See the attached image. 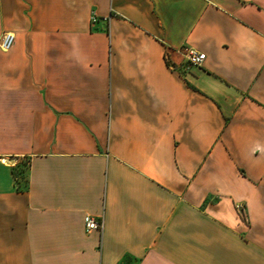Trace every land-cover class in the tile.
Wrapping results in <instances>:
<instances>
[{
	"label": "crops",
	"instance_id": "obj_1",
	"mask_svg": "<svg viewBox=\"0 0 264 264\" xmlns=\"http://www.w3.org/2000/svg\"><path fill=\"white\" fill-rule=\"evenodd\" d=\"M6 33L0 264H264V0H0Z\"/></svg>",
	"mask_w": 264,
	"mask_h": 264
},
{
	"label": "built area",
	"instance_id": "obj_2",
	"mask_svg": "<svg viewBox=\"0 0 264 264\" xmlns=\"http://www.w3.org/2000/svg\"><path fill=\"white\" fill-rule=\"evenodd\" d=\"M95 20V19H93ZM15 44V35L11 33H6L3 35L2 40L0 42V51L1 52H8L10 51ZM185 56L187 58V61L190 65L195 67H200L203 65L206 55L199 53L196 50L189 49L185 51ZM240 215L242 217H245V211L244 208L241 206L237 207ZM85 223V229L88 233L92 231H100L102 229V223L97 218L92 216H86L84 219Z\"/></svg>",
	"mask_w": 264,
	"mask_h": 264
},
{
	"label": "trees",
	"instance_id": "obj_3",
	"mask_svg": "<svg viewBox=\"0 0 264 264\" xmlns=\"http://www.w3.org/2000/svg\"><path fill=\"white\" fill-rule=\"evenodd\" d=\"M27 168L28 167H27L26 163H24L21 167H18L17 169H15L14 173H15V177H16L18 184L20 183L21 177H25V174L27 172Z\"/></svg>",
	"mask_w": 264,
	"mask_h": 264
},
{
	"label": "rangeland",
	"instance_id": "obj_4",
	"mask_svg": "<svg viewBox=\"0 0 264 264\" xmlns=\"http://www.w3.org/2000/svg\"><path fill=\"white\" fill-rule=\"evenodd\" d=\"M23 168V167H22Z\"/></svg>",
	"mask_w": 264,
	"mask_h": 264
}]
</instances>
